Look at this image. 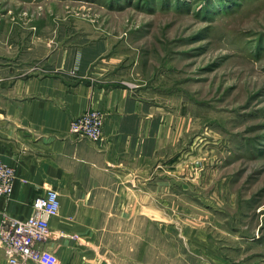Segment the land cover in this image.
<instances>
[{
	"label": "rangeland",
	"instance_id": "obj_1",
	"mask_svg": "<svg viewBox=\"0 0 264 264\" xmlns=\"http://www.w3.org/2000/svg\"><path fill=\"white\" fill-rule=\"evenodd\" d=\"M28 3L0 0L3 60L82 49L98 78L187 119V151L162 165L145 219L95 248L103 263L264 264V0ZM23 8L30 20L15 23Z\"/></svg>",
	"mask_w": 264,
	"mask_h": 264
},
{
	"label": "crops",
	"instance_id": "obj_2",
	"mask_svg": "<svg viewBox=\"0 0 264 264\" xmlns=\"http://www.w3.org/2000/svg\"><path fill=\"white\" fill-rule=\"evenodd\" d=\"M17 13L15 23L30 20L27 8ZM98 67L83 61L82 49H13L5 60L0 49V159L16 171L13 195L0 199V222L5 214L29 217L36 195L57 190L60 210L44 247L60 264H104L95 248L131 218L145 219L146 198L161 191L162 165L187 151L178 147L187 119L178 123L129 84L98 78ZM94 108L105 113L103 140L70 134L71 120ZM0 264H7L1 246Z\"/></svg>",
	"mask_w": 264,
	"mask_h": 264
},
{
	"label": "built area",
	"instance_id": "obj_3",
	"mask_svg": "<svg viewBox=\"0 0 264 264\" xmlns=\"http://www.w3.org/2000/svg\"><path fill=\"white\" fill-rule=\"evenodd\" d=\"M104 117L95 109L73 118L70 133L77 139L97 142L103 137ZM16 171L0 159V199L13 195ZM32 214L20 219L5 214L0 222V246L5 249L7 264H60L58 256L44 245L51 238L50 219L58 216L60 197L55 189L36 195Z\"/></svg>",
	"mask_w": 264,
	"mask_h": 264
}]
</instances>
